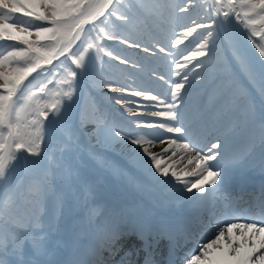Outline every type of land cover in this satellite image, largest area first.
I'll list each match as a JSON object with an SVG mask.
<instances>
[{
	"label": "snow or ice",
	"instance_id": "snow-or-ice-1",
	"mask_svg": "<svg viewBox=\"0 0 264 264\" xmlns=\"http://www.w3.org/2000/svg\"><path fill=\"white\" fill-rule=\"evenodd\" d=\"M44 6L51 10V15H44L31 11L36 0H0V40L8 39L20 41L26 47H13L7 55H0V79L4 82L0 83V218L3 217L4 209L15 202L18 192L13 189L8 191L5 195V190L12 184L15 166L19 162H26L29 158H38L41 156V144L44 140L45 122L49 124L61 118L62 109L65 108V103L70 106L73 95L74 85L77 83V76L81 79L88 77L92 71V65L102 59L103 56L112 57V53L107 51L104 44L108 41H119L129 47L139 48V43L130 44L128 39L120 40L119 35L111 34L115 31L111 18L115 17L117 21L122 23V26L131 25L134 21L139 19V13L143 10L142 0H128L127 4H123V0H40ZM223 0H216V4H222ZM192 5V0H185L184 7H176V12L186 13ZM227 11L222 10L221 7L213 6L207 8L205 11L211 13L210 19L212 24L217 23L219 18L220 23L225 22L229 17H234L240 21L248 30V39L258 50L261 58L260 71L258 79L261 91L264 92V45L257 42V37L264 41V32H255L252 30L253 25L257 23H264V0H226ZM168 7L167 0H157V9ZM237 9L246 11H238ZM17 13H23L29 18L37 21L47 22L52 27H43L36 25L35 35L37 39L31 40L32 35L27 29L21 28L19 32L15 31L14 25L9 24L8 21L12 19ZM259 17V20L254 19ZM145 24L147 21L145 18ZM193 27H185L180 34L181 38L175 39V45H180L198 29H209L212 24H200L193 21ZM31 26V25H30ZM87 26V27H86ZM27 32V35L21 33ZM94 34V36H93ZM208 35L212 33L209 31ZM42 40H48L49 44L41 45ZM79 42V45H77ZM34 45H41L34 47ZM73 47H77V51L73 52ZM208 47L207 42L198 44L196 50L191 52L189 56L183 57L186 62H189L198 57H205L208 55L204 49ZM155 48L159 52H165V48L160 46L157 42ZM148 52V48L143 49ZM155 54V53H153ZM64 57L65 60L70 61V67L67 70L68 79L63 81L68 90L56 93V99L51 103L37 105L31 108V119L22 117L21 113L25 108L19 107L22 103L24 91L31 84L28 77L33 73L37 76L47 74L50 69H46V65H53V60H60ZM119 60V57H113ZM121 63L127 64V60H122ZM177 69H184L187 63L175 64ZM199 63L196 67H199ZM242 66L247 70L253 80L257 79V73L253 72L247 61L242 60ZM54 67V65H53ZM5 68L10 70L6 71ZM40 70L39 72L37 70ZM179 77L181 73L176 72ZM35 79V77H33ZM164 80V77H159ZM195 79H200L196 76ZM28 81V84L24 82ZM51 83V81H49ZM186 85L191 87L188 82V75H183L180 82L175 83L170 88L171 103H166L161 100L159 96H154L150 91H136L130 93L134 97H141L147 101L156 102V107L162 108L152 112L151 117L163 118L159 123H140L136 125V129H163L166 133L177 134L178 137L191 139L192 143L187 142L180 145V147L187 152H195L193 159L196 161V168L191 172L185 168H178L177 162L173 160L176 155L172 152V156L165 157V154L170 151L176 144L177 140L172 139L168 141V146L162 148L157 153L150 150L149 146H154L153 140L160 139V142L165 143L163 138L154 137L153 140L145 139L143 136L129 140L123 131L113 130V136L121 140H129L134 146H137L133 153V159L141 164L147 165L148 171L158 180L165 184H171L174 187H181L185 194H192L193 197L197 193L205 194L207 191L213 189V186H218V181H221V171L224 170L219 162L223 159V151L226 147V141L217 139L215 143H211L207 151L197 152V148L203 149V145L199 140L190 135L191 126L182 109L184 103V96L182 90H185ZM46 87V86H45ZM102 87L107 88L109 92H116L117 89L112 82L104 83ZM41 95H47L44 87L39 88ZM122 91L127 92L125 88ZM33 95H36L34 93ZM116 104L126 107L124 101L116 100ZM141 105H137L140 107ZM131 112V108H127ZM143 113H133V116L138 117ZM51 116V120L49 117ZM172 124L180 126H172ZM131 135V134H129ZM219 158V159H218ZM193 159L188 160V164L193 162ZM214 162V163H213ZM202 165V167H201ZM216 169L215 171L213 169ZM189 177H198L195 180ZM46 181H41V187L36 195H40L44 191ZM195 190V191H194ZM258 211L255 214L249 213L245 210L241 214H234L229 219H254L256 223L249 224H232L228 220L218 218L216 226L210 228V234H205L200 237L201 240H206V243H199L196 249L198 255H192L191 251L187 255H191V259L187 264H225L222 257L213 255L214 246L221 248L220 242L227 238L228 246L235 256H239V243H233L231 233L233 229L251 231L253 237V251H256V237H260L259 248L264 249V200L258 205ZM211 223V222H209ZM26 240H35L41 243L43 237L29 234V230H25ZM137 238L142 241L144 249L153 247V243L149 241L144 234V229L141 228L135 233ZM125 233L122 232L118 226L113 225L110 235L109 250L111 245L119 240ZM214 237V238H213ZM247 242V240L245 241ZM9 246H12L11 243ZM5 245L0 238V264H5L3 260V252ZM222 250V248H221ZM13 251L21 253L22 247L20 244L13 246ZM126 256L131 255V252L126 253ZM264 264V252L256 257ZM251 259V256H249ZM122 264H124L122 259ZM145 264H150L148 257L145 258ZM241 264H246L241 261Z\"/></svg>",
	"mask_w": 264,
	"mask_h": 264
},
{
	"label": "bare ground",
	"instance_id": "bare-ground-1",
	"mask_svg": "<svg viewBox=\"0 0 264 264\" xmlns=\"http://www.w3.org/2000/svg\"><path fill=\"white\" fill-rule=\"evenodd\" d=\"M22 13H17L12 19H10L9 21H8V23L9 24H13L14 25V28H15V31H17V32H19L20 31V29L22 28L17 22H15V20H17L18 19V16L19 15H21ZM260 19V18H259ZM21 23H22V25H24V26H27V23L25 22V21H21ZM202 29H198L197 30V32H200ZM196 32V33H197ZM8 40V38L6 37L5 39H3V40H0V43H2V42H5V41H7ZM10 48H8V50H9ZM193 76H195V75H193ZM193 76H191V77H193ZM189 78V77H188ZM182 78L181 77H177V79L176 80H181ZM256 83V81L254 80H252L251 82H247V87L249 88V89H253L252 88V86L254 87L255 84ZM200 87H204L206 90H210L211 88V90H213L214 88H215V86L213 85V86H211L209 83H204L202 86H200ZM94 127V126H93ZM108 138H110L111 140H115L116 142H118V143H120L121 145H123V146H127V145H130L131 143H129V140H121V139H119V138H115L114 136H113V134H109L108 135ZM159 146V145H158ZM157 146V147H158ZM133 147V145L130 147V148H132ZM182 151V149L181 148H179L178 149V152H181ZM196 167H194L193 169H195ZM246 234V236L248 237V235H250V239L249 238H247L246 236H243L242 234ZM242 234H240L239 235V232H232V234H231V238H232V236L234 237V236H236V237H238L237 238V243H241V244H243V245H245V249H244V252L245 253H247V254H252L254 251H253V243H252V241H253V237H252V235L250 234V233H248V231H244V232H242ZM264 235V234H263ZM259 237H256V239H255V241H257V239H258ZM247 240V242H245ZM232 241H233V243L235 244V242H234V240L232 239ZM220 244H221V247H222V245H228V240H227V238L226 239H224V240H222L221 242H220ZM239 253H241V251L239 250ZM229 254L231 255V257H233L234 258V263H230V262H227V261H225V263L226 264H241V259H242V257L241 256H235V255H233L232 254V252H231V249L229 248Z\"/></svg>",
	"mask_w": 264,
	"mask_h": 264
},
{
	"label": "rangeland",
	"instance_id": "rangeland-1",
	"mask_svg": "<svg viewBox=\"0 0 264 264\" xmlns=\"http://www.w3.org/2000/svg\"><path fill=\"white\" fill-rule=\"evenodd\" d=\"M41 4V3H40ZM42 6L44 7V5L42 4ZM45 10H49L48 8H44ZM51 13V12H50ZM26 27V26H25ZM34 36H36V35H34ZM8 51H11V48L8 50ZM10 70V69H9Z\"/></svg>",
	"mask_w": 264,
	"mask_h": 264
}]
</instances>
